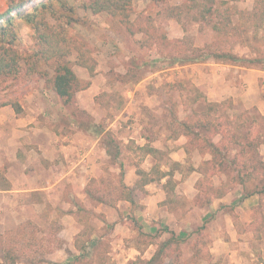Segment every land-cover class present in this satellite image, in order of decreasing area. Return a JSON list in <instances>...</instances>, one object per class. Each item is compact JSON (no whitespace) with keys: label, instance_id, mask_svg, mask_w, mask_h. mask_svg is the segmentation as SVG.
Masks as SVG:
<instances>
[{"label":"rangeland","instance_id":"rangeland-1","mask_svg":"<svg viewBox=\"0 0 264 264\" xmlns=\"http://www.w3.org/2000/svg\"><path fill=\"white\" fill-rule=\"evenodd\" d=\"M14 1L19 2L20 0H0V13L5 12L10 3ZM26 1L23 8L28 7L36 0ZM178 1L180 0H133L130 21L135 30L130 31L120 22L119 18L106 13L91 14L80 7L79 0H71L70 3L75 8L74 14L78 17V21L68 29V33L84 40L91 47L93 56L98 62L97 72L92 78L86 68L78 65L73 66L79 77L91 79L90 86L79 91L71 104L64 105L58 98L59 96L47 85V79L54 73L53 62L40 60L37 63L39 73L30 77L22 75L15 78L0 75V106L4 101L15 100L21 105H25L26 108L30 106L35 111H47L42 97L45 95L50 99L49 104L52 106L51 111L56 120L53 121L54 124L63 127V130L79 127L89 131L93 136L100 128L112 131L116 141L124 149L121 148L122 154L119 158L121 157L120 159L124 163L129 164L133 163L132 160L138 161L139 158H142L140 146L134 139L130 140V134H133V130L138 126L137 123L141 122L142 116L147 118L148 125L145 126L147 129H151L149 134H152L154 131L151 126H154L156 121L160 123L169 115L177 114L176 112L179 116H185L194 109L202 110L207 104L202 92L189 80L186 69H175L174 67L182 65L176 60L180 48L204 47L206 45L208 47L215 41V31L211 40L209 29L213 28L217 18L215 19V12L207 11L206 7L208 3H211L210 1L204 3L202 0H184L180 5H176L175 3ZM242 1L243 10H248V7L252 5V0ZM254 3L255 1L253 7ZM222 4L225 5L223 1ZM233 5L236 4H229L227 7L229 9L238 8ZM206 15L213 20L212 23L208 22L206 28L205 25H202L198 35L192 34L194 33L192 21L197 17L206 18ZM41 17L49 25L58 24V21L49 14ZM172 19L180 21V28L189 32L181 38L174 37L178 25ZM15 28L17 47L30 60L33 59L32 47L38 44L36 34L42 31L43 27L38 25L33 28L23 19L17 18ZM236 33L232 29L223 33L224 38H222L227 40L223 42L222 38L219 39V47L231 50L237 46L236 40L242 44L251 40V48L253 52H256L257 57H241V62L249 63V59H254L256 63L263 62L264 45L257 43L253 38L254 31ZM164 34L170 41L183 40L178 44L167 42L163 38ZM232 35L234 37H231ZM198 43L204 44L198 46ZM254 47L257 51H254ZM73 58L74 56H71V59ZM22 63L24 67L29 65L25 60ZM139 80H143L142 86L136 90V82ZM198 93H201L202 97H199ZM242 110L237 108V113ZM156 115L159 116L158 119ZM164 115L166 117L163 119ZM173 130L178 131L179 128L176 125L169 128V136ZM102 141L109 144L104 135H102ZM132 141L134 142L132 149L126 150L124 145H128ZM116 152L117 149L112 146L113 158L116 156ZM205 153L206 157L210 159L211 154L208 151ZM234 153L235 151L229 154L227 158L229 161L233 158ZM262 153L264 156V148H262ZM160 155L163 167L173 168L175 175L179 177V173H182V177L189 174V167H198L203 158L199 153H196L193 154L190 161H185L181 166H175L173 165L175 160L166 150H162ZM231 164L225 162L218 169L221 170L217 175H214L215 185L230 180L235 174ZM120 171L119 164H109L104 177L88 182L85 187L87 196L84 199L77 194L63 197L59 195L58 191L50 192V196L46 198L36 192V194H32L30 200L43 202V205H28L29 207H25L22 211L24 214L11 212L1 216L2 208L0 207V223L2 225L0 227V264H64L66 256L72 260L65 264H75L76 259L84 253L87 254V257H92L99 241L105 244L103 246L104 263L114 264L111 256L108 255L112 248L110 241L122 237L127 245H136L140 241L145 250L138 256L149 257L157 249V246H147L133 227V217L129 219L130 221L128 220V226L131 229L129 230L125 225V227L117 226L112 218L114 214L109 211L120 204L115 195L113 196L111 193L112 190L118 191L120 188ZM125 174L123 180L128 183ZM132 174L133 172H131V179ZM258 183L262 186L264 181H252L248 186L252 190ZM7 186L8 180L4 172H0V187ZM194 187L192 180L191 190H188L191 194L195 193ZM240 189H244V194L242 191L240 192ZM246 196V189L240 183L230 190L229 197L221 204V215L224 219L222 221L233 222L238 229L244 228L248 221L250 220V223L254 217L258 223L264 221V214L257 212L258 214L254 216L253 208L246 210L248 206L243 204ZM188 206L189 203L186 202L185 207ZM216 216H218L217 212L211 214L204 223L212 222ZM193 220L198 222L200 217L196 214L193 216ZM198 231L200 232V230ZM77 232L78 234H76ZM163 232V234L161 233L163 238H159L158 241L170 236V229H165ZM88 251L92 252L90 256H88ZM246 252L250 264H264V232L261 240L254 242ZM185 263L188 264V262ZM128 264H131V261ZM164 264L182 263L178 262L175 256H169L165 259Z\"/></svg>","mask_w":264,"mask_h":264},{"label":"crops","instance_id":"crops-1","mask_svg":"<svg viewBox=\"0 0 264 264\" xmlns=\"http://www.w3.org/2000/svg\"><path fill=\"white\" fill-rule=\"evenodd\" d=\"M183 1L180 0L175 4L180 5ZM202 1L205 3L204 0ZM222 1L225 5L222 4ZM254 1L252 0V5L248 7L249 11L253 9ZM229 4H236L233 6H237L239 10L244 8L242 0H215V3H208V7L213 5L212 9L216 19V10H224L228 8ZM172 21L178 25L174 37L181 38L189 32L180 28V21L176 19H172ZM212 21L208 15L206 18L197 17L192 21L194 31L192 34L198 35L201 26L205 25L206 28L207 23H212ZM237 23L238 17L233 16V24ZM213 34L214 29L210 28L211 40L214 37ZM235 42L237 46L231 49L234 54L240 58L257 57L256 52H253L251 48V40L245 44L238 40ZM203 44L198 43L197 45ZM221 49L222 47H219V50ZM174 68L186 69L189 80L202 92L206 101L221 102L231 99L238 109L250 111L256 109L264 115V61L249 64L241 62V59L238 61H220L214 57H208L200 62L178 65ZM142 82L143 80L136 82V90L142 86ZM42 97L47 111H35L33 107L26 108L22 104L23 110L17 114L9 105L0 106V172H4L8 180L7 187H0L1 216L11 212L24 214L22 211L28 205H43V202L30 200L32 194H36V192L46 198L50 196V192L58 191L59 195L63 197L77 194L84 199L87 196L85 187L88 182L92 179L100 180L106 174L109 164L116 165V163H112L111 155L102 141L103 133L93 136L89 131L79 127L63 130V127L53 123L56 120L51 111L50 99L45 95ZM176 113L169 115L168 118H165L164 115L163 119L165 118V120H161L160 123L156 121L155 125L151 126L154 131L152 134H149L151 129H147L145 126L148 125L147 118L142 116L141 122L137 123L138 126L133 130V134H130V140L134 139L140 147L145 145L154 147L160 150V154H162V150H166L175 160L173 165L179 163L178 165L181 166L185 161H190L193 154L196 153L203 157L201 164L208 159L207 154H202L199 150L188 153V137L181 133L180 129L178 131L173 130L169 136V128L174 125L179 128L174 117L184 119L188 115L179 116L178 112ZM156 117L159 118L158 115ZM179 132L180 134L177 136L176 133ZM133 143L132 141L128 145H124L125 149H132ZM132 162V164L124 163L125 173L128 170L125 174L128 183L125 180L124 182L134 187L140 178L137 168L150 171L157 163V159L152 154H148L139 158L138 161L132 160ZM200 164L198 167H189L190 173L185 174L184 177H182V173H179L180 177L174 173L176 182L174 192L176 197L181 198L182 203L178 207L170 208L163 203L167 198L164 184L169 177L165 176L146 184L144 192L135 193L136 207H132L128 200H119L118 207L109 210L114 214L112 218H114L117 226H126L131 230L128 226V220L133 216L142 225L143 230L151 234H155L158 230L163 234V228L167 227L180 239L181 254L177 261L182 264H186L185 262L188 264H212L213 262L218 264H250L246 257V250H249L254 242L261 239L255 238L254 232L247 228L250 220L242 229H238L233 222L225 223L222 221L221 204L227 200L230 191L221 197L213 196L209 203L203 202L205 201V193L197 187L198 181L204 177L203 173L198 170ZM161 168L164 171L173 169L163 167L162 163ZM131 172H133L132 179ZM192 180L195 186L194 194L188 191L191 190ZM241 191L244 194V189H240ZM186 202L189 203L188 207H185ZM259 203L260 196L256 192L247 195L243 202L244 205L248 206L246 210L257 206ZM215 212L218 216L212 222L204 223ZM196 214L200 217L198 222L193 220V216ZM160 238L163 237L160 236ZM111 244L112 248L108 255L111 256L114 264H128L142 254L135 245L125 244L123 237L110 241ZM200 247L206 248V251L211 254V261L203 254H198ZM86 249H88L87 246ZM91 254L92 252L88 251V256ZM152 255L153 253L149 257H145V255L141 257L150 258ZM71 260L72 258L66 256V261L63 263Z\"/></svg>","mask_w":264,"mask_h":264},{"label":"trees","instance_id":"trees-1","mask_svg":"<svg viewBox=\"0 0 264 264\" xmlns=\"http://www.w3.org/2000/svg\"><path fill=\"white\" fill-rule=\"evenodd\" d=\"M70 1L36 0L25 8H23V5H26V0L14 1L10 3L5 12L0 13V75L15 78L22 75L30 77L39 73L38 61H52L54 73L47 79V85L59 96L64 105L71 104L76 94L87 89L91 84V79L79 77L73 66L78 65L86 68L91 78L95 76L98 66L91 47L84 40L68 33V29L78 21V17L74 14L75 8ZM204 1L215 3V0ZM79 2L80 7L85 11L91 14L106 13L112 17H117L128 30H135L130 21L133 0H79ZM212 6L206 7L208 12H214ZM216 12H218L217 22L213 26L216 35L215 41L208 47L206 45L204 47L180 48L176 60L182 65L200 62L208 57H214L220 61H238L242 59L231 50H219V39L224 38L222 34L231 29L237 33H248L253 30V38L256 39L257 43L264 45V0H255L254 7L250 11L228 8L224 10L217 9ZM46 14L54 17L58 24L49 25L45 22V19L41 16ZM233 16L238 17V23L235 25L233 24ZM17 18L23 19L33 28L38 25L43 27L42 31L36 34L38 44L32 47L33 59L31 60L22 53L16 44L15 20ZM163 38L174 44H178L183 40L170 41L166 34L163 35ZM226 40L223 39V42H226ZM214 45L216 46L214 47ZM254 51H257L255 47ZM71 56H74V58L71 59ZM23 60L29 65L24 67ZM249 64L257 63L254 62V59H249ZM198 96L202 97V94L198 93ZM196 99L198 98L196 97ZM206 102L207 104L202 110L194 109L184 119L174 117L181 133L188 137L187 152L192 153L194 150H199L204 153L208 151L211 154V158L203 161L198 168L204 176L197 183L198 189L205 193V201L203 202H211L213 196H224L236 184L240 183L246 189L247 195L256 192L260 196V203L253 207L252 214L254 216L258 214L257 212L264 214V184L260 186L258 183L255 185L256 188L252 190L248 186L252 181H264V156L262 153V147L264 146V115L256 109L254 111L242 110L237 113L238 107L231 99L221 102ZM1 105H11L17 114L22 112V105L18 101L8 100L2 102ZM101 132L108 139L109 144H104L111 155L112 163L119 164L121 169L120 188L118 191H111L117 200H128L132 207H136L135 193L144 192L145 185L156 180V178L161 179L169 176L164 184L167 198L163 203L170 206V208L182 204L181 198L176 197L177 195L174 192L176 182L173 169L164 171L161 168L160 150L149 145L139 147L142 157L152 154L156 157L157 163L150 171L138 167L137 173L140 178L136 186L131 187L123 180L125 165L124 161L120 159L121 157L119 158L123 148L116 141L112 131L109 132L104 128H100L95 135H99ZM179 134L180 132L176 133L177 136ZM112 146L117 149L114 158L112 156ZM233 151L235 153L229 161L227 158ZM225 162L232 163L235 174L230 180L215 185L213 177L218 174L221 170L218 169ZM178 164L176 163L175 166H179ZM110 203L115 204L114 202ZM132 222L134 229L137 230L138 235L142 237L147 246L157 245V249L150 258L138 256L131 264H164L165 259L169 256H175L176 260L179 259L181 254L180 239L173 231L170 230L168 238L158 241L161 236L159 230L155 234H151L143 230L142 225L135 217L132 218ZM247 228L254 232L255 238L261 239L264 232V221L258 223L254 217ZM165 229L168 228L164 227L163 230ZM104 245L103 242L99 241L92 257H87V254L84 253L76 259L75 264H105ZM135 246L141 253H144L145 249L140 241ZM198 254H203L208 260H212L211 254L204 247L198 248ZM212 264L218 263L213 262Z\"/></svg>","mask_w":264,"mask_h":264}]
</instances>
